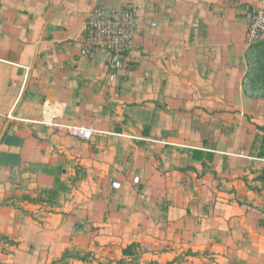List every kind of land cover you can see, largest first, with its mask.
<instances>
[{"label":"crops","instance_id":"1","mask_svg":"<svg viewBox=\"0 0 264 264\" xmlns=\"http://www.w3.org/2000/svg\"><path fill=\"white\" fill-rule=\"evenodd\" d=\"M262 4L0 0V264H264ZM128 5L134 54L82 58Z\"/></svg>","mask_w":264,"mask_h":264},{"label":"built area","instance_id":"2","mask_svg":"<svg viewBox=\"0 0 264 264\" xmlns=\"http://www.w3.org/2000/svg\"><path fill=\"white\" fill-rule=\"evenodd\" d=\"M245 17L248 20L245 44L248 48H253L264 39V0L261 6L248 8ZM151 26L155 28L156 24ZM138 31L133 5L123 9L97 6L85 24L79 54L82 58L93 60L99 51L107 52L110 56V68H114L118 57L134 54ZM64 129L70 136L83 141H91L97 133L94 129L81 125H67Z\"/></svg>","mask_w":264,"mask_h":264},{"label":"rangeland","instance_id":"3","mask_svg":"<svg viewBox=\"0 0 264 264\" xmlns=\"http://www.w3.org/2000/svg\"><path fill=\"white\" fill-rule=\"evenodd\" d=\"M256 65L259 68L260 78L263 80L261 84L253 86L254 90L264 91V55L257 54Z\"/></svg>","mask_w":264,"mask_h":264},{"label":"trees","instance_id":"4","mask_svg":"<svg viewBox=\"0 0 264 264\" xmlns=\"http://www.w3.org/2000/svg\"><path fill=\"white\" fill-rule=\"evenodd\" d=\"M257 47V54H263L264 55V39L257 44L256 46H254L253 48ZM256 54V55H257ZM259 156H261L262 158H264V140L262 141V145H261V151Z\"/></svg>","mask_w":264,"mask_h":264}]
</instances>
